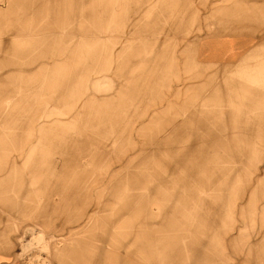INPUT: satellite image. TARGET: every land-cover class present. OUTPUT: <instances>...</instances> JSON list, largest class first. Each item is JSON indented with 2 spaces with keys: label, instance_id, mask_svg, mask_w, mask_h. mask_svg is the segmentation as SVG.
Wrapping results in <instances>:
<instances>
[{
  "label": "rangeland",
  "instance_id": "rangeland-1",
  "mask_svg": "<svg viewBox=\"0 0 264 264\" xmlns=\"http://www.w3.org/2000/svg\"><path fill=\"white\" fill-rule=\"evenodd\" d=\"M17 3L0 0V257L243 260L264 230V0Z\"/></svg>",
  "mask_w": 264,
  "mask_h": 264
},
{
  "label": "crops",
  "instance_id": "crops-1",
  "mask_svg": "<svg viewBox=\"0 0 264 264\" xmlns=\"http://www.w3.org/2000/svg\"><path fill=\"white\" fill-rule=\"evenodd\" d=\"M18 1L21 2L19 4H24L25 0H16V3ZM213 43L215 42L208 41V42L203 43L202 45L200 43V52L204 57L212 58L214 56L222 57L224 55L233 56L236 53V50L238 49L236 47V42H233V39L232 40L230 39L227 42L219 41L218 42L219 46H215V44ZM263 170H264V158H263ZM262 175L264 176V171L261 173V176ZM260 183L261 185H264V181L263 183L262 182ZM252 199L253 197H251V201ZM261 211L262 212L258 213V211L256 210V212L254 213L252 206H251V210L249 212V227L251 225L253 226L257 225L256 219H260L261 224L264 226V206L261 209ZM257 235L258 236L256 237L252 236L251 240H249L248 243L244 241L245 243L244 246L246 247L245 249L246 255L242 256L241 259L243 260L238 261L237 264H264V230L258 231ZM234 244H237V239H235ZM0 264H18V263L13 262V261H8L0 257Z\"/></svg>",
  "mask_w": 264,
  "mask_h": 264
}]
</instances>
